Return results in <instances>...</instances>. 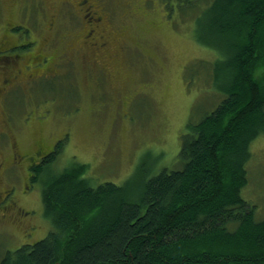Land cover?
Segmentation results:
<instances>
[{"label": "rangeland", "instance_id": "1", "mask_svg": "<svg viewBox=\"0 0 264 264\" xmlns=\"http://www.w3.org/2000/svg\"><path fill=\"white\" fill-rule=\"evenodd\" d=\"M96 3L104 10L108 26L104 52H90L80 44L82 22H68L69 12L60 0H41L40 6L35 0H17V4L0 0V41L5 36L9 43L22 40L18 33L7 31L9 19L31 28L25 40L33 43L10 51L19 68L25 71L28 65L27 71L36 74L33 56L41 47L44 54L57 55L56 74L36 80L23 74L0 100V129H7L5 119L10 121L19 142L10 145L6 159L10 157L11 166L12 153L24 154L11 167L21 213L10 209L7 219L0 220V259L53 228L41 199L42 183L49 176L73 162L87 166L84 175L91 185L121 184L139 171L148 177L162 167L177 168L185 123L197 120L221 98L211 78L216 54L195 40L194 19L188 14L183 17L176 0ZM52 15L58 16L55 28L48 27ZM44 32L47 37L52 33L57 39L55 32L61 37L45 47ZM60 43L63 58L57 48ZM68 45L70 51L65 50ZM56 140L62 141L60 151L43 163L47 164L44 171L32 181L29 168L43 161L39 155L47 152V156ZM38 141L42 145H36ZM250 152L245 164L248 181L241 195L254 205L255 218L261 219L264 132L251 142ZM30 155L36 157L32 162Z\"/></svg>", "mask_w": 264, "mask_h": 264}, {"label": "trees", "instance_id": "2", "mask_svg": "<svg viewBox=\"0 0 264 264\" xmlns=\"http://www.w3.org/2000/svg\"><path fill=\"white\" fill-rule=\"evenodd\" d=\"M176 1L216 54L221 93L185 123L179 167L91 185L87 166L73 162L42 183L53 228L0 264H264V218L241 195L250 144L264 132V0ZM61 147L29 168L32 181Z\"/></svg>", "mask_w": 264, "mask_h": 264}, {"label": "flooded vegetation", "instance_id": "3", "mask_svg": "<svg viewBox=\"0 0 264 264\" xmlns=\"http://www.w3.org/2000/svg\"><path fill=\"white\" fill-rule=\"evenodd\" d=\"M13 3L17 4V0H11ZM21 1V0H20ZM37 5L40 6L41 0H35ZM63 6L66 7V11L69 12L67 21L68 22H77L78 24L82 22V26L80 27L79 31L81 34L80 38V44L83 45L88 51L91 52L92 49H98L102 50L104 52V47L107 44V24H106V18H105V12L103 9H101L98 4L96 3V0H60ZM39 3V4H38ZM13 6V4L11 3ZM77 11V12H75ZM53 18L49 19V28H55L56 27V21L57 17L55 15H52ZM63 16V14H62ZM35 27L39 28L38 24H35ZM6 29L10 34H13V32L18 33L17 38L19 35H21L22 40L16 39L13 43H10L5 40L0 41V100L2 95L5 93H9L12 90V86L19 80V77L23 74L25 75H32L31 77L36 79H40L41 76L45 75L46 77L52 76L57 73V61L55 60V57H57L56 53L55 55H49L44 54L43 47L40 48V53L35 54L33 56L35 65L38 66L36 69H34L36 74L34 72H28V65H24L23 71L21 68H19L16 64L17 57L16 55H11L10 52L12 50H16L17 47L21 46H27L29 47L31 43H33V40L26 39L27 35H30L31 28L27 24H21L20 22H16L15 20H7L6 23ZM46 29V27H44ZM46 32H44V35H41V38H43V45L45 47L49 46L51 41L54 43V40L57 42V39H60V34L58 32H55V36L57 39H54L52 33H50V36H46ZM41 41V40H40ZM62 42V41H61ZM60 46V48H59ZM51 47H56L54 45H51ZM65 50L70 49V45L66 46ZM57 48L59 49L60 55L63 58L62 55L65 53L61 51L62 45L61 43L57 45ZM74 48V47H73ZM70 51V50H69ZM93 62V61H92ZM16 64V65H15ZM98 69H102L100 66H98ZM42 70L41 73H38V71ZM38 77V78H37ZM38 86H42L44 82H36ZM41 89V87H40ZM5 125L7 126V129H0V220L5 221L7 217L10 214V209L15 210V212L21 213V207L16 201L15 197V183L12 180V165L15 162H18L21 160V158L24 157V154L20 153L18 154L15 150L16 148H13L15 151L12 153V158L14 159L13 164L10 166V157L6 159L7 153L10 151V145H19L18 140L14 137L12 134V129L10 126V121L7 122V120H4ZM36 145H42L38 141ZM51 145H62L61 140H56ZM42 147V146H41ZM43 149V148H41ZM20 152V151H19ZM41 152H36V154ZM43 153V152H42ZM40 154V158L42 159L45 157L47 152ZM2 155V156H1ZM32 155L28 156L27 158L29 161H34L36 157H31Z\"/></svg>", "mask_w": 264, "mask_h": 264}]
</instances>
